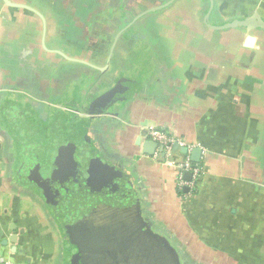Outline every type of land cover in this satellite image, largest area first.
<instances>
[{
    "label": "crops",
    "instance_id": "1",
    "mask_svg": "<svg viewBox=\"0 0 264 264\" xmlns=\"http://www.w3.org/2000/svg\"><path fill=\"white\" fill-rule=\"evenodd\" d=\"M166 1L0 0L1 256L69 264L61 216L108 163L178 250L224 240L230 263L264 264V29L210 27L209 0H174L167 23L144 15ZM255 13L264 20V0H214L209 21ZM150 128L186 146L146 153ZM186 157L203 170L195 187L179 185Z\"/></svg>",
    "mask_w": 264,
    "mask_h": 264
},
{
    "label": "water",
    "instance_id": "2",
    "mask_svg": "<svg viewBox=\"0 0 264 264\" xmlns=\"http://www.w3.org/2000/svg\"><path fill=\"white\" fill-rule=\"evenodd\" d=\"M173 1L168 0L151 7L144 15L163 9ZM213 8L214 0H209L205 19L214 29L238 26H245L249 30L264 29V20L256 13L246 19L213 25L209 21ZM256 41L257 37L250 34L245 45L253 47ZM158 147L154 140L144 142L146 153L154 154ZM174 148H178L177 143ZM159 150L165 155L163 145H160ZM183 151L186 152L187 147ZM200 153L199 148L194 149V161L199 160ZM101 168L103 172L95 170L97 179L84 186L69 207L68 201L61 200L62 209L68 207L69 210L61 216V222L67 229L75 221L82 239L69 238L72 261L76 264H183L178 249L166 236L155 231L145 219L131 175L108 163L102 164ZM186 177L190 178L191 172H187ZM84 252L86 256L82 257Z\"/></svg>",
    "mask_w": 264,
    "mask_h": 264
},
{
    "label": "rangeland",
    "instance_id": "3",
    "mask_svg": "<svg viewBox=\"0 0 264 264\" xmlns=\"http://www.w3.org/2000/svg\"><path fill=\"white\" fill-rule=\"evenodd\" d=\"M136 3H132L133 7H134V4ZM149 5L151 6L154 4H149ZM150 6L147 5V8ZM186 6L187 8L189 7L190 9V6L188 4H186ZM138 8L139 7L137 6L136 9L138 10ZM165 8L160 9L158 11H154V12L156 13V12L163 11L162 14H164V21H166L167 23L168 19H172V16L168 15L170 12L166 10ZM154 12H151V13H154ZM152 16L155 18V20L152 19V21H154L155 24H158V28L161 29L162 28L161 15L154 14ZM138 19H135L132 22L136 23ZM48 143L49 142H47V144H44L43 142L40 143L41 152L43 151L42 147L45 145H48ZM79 148H81V144H79ZM78 154L79 153H77L76 155ZM35 160L36 158H34V161ZM31 161H33V159H31ZM223 241L224 240H174L176 245L179 247V250L181 251V255H182L181 259H182L183 264H232L229 261V258H228L229 256H227V254L228 255L230 254L229 248L223 245L224 244ZM221 248L223 250L226 249L227 252L226 253L219 252L218 250H221Z\"/></svg>",
    "mask_w": 264,
    "mask_h": 264
},
{
    "label": "built area",
    "instance_id": "4",
    "mask_svg": "<svg viewBox=\"0 0 264 264\" xmlns=\"http://www.w3.org/2000/svg\"><path fill=\"white\" fill-rule=\"evenodd\" d=\"M147 137L151 140H154L158 143V146L160 145L164 146L165 155L170 152L172 147L175 143L178 144V146H186L185 142L181 139L176 138L171 133L158 129V128H150L147 131ZM156 150V155L160 154V150ZM162 153V152H161ZM179 168V176H180V187H182L183 184H190L192 187H195L197 180L200 179L203 170L199 165H195L192 163L191 159L189 157H186L183 161H181L178 164ZM190 171L192 173L193 180L191 182H185L182 180V176L185 172ZM182 180V181H181ZM0 264H15L13 260H11L9 257L1 256L0 255Z\"/></svg>",
    "mask_w": 264,
    "mask_h": 264
},
{
    "label": "flooded vegetation",
    "instance_id": "5",
    "mask_svg": "<svg viewBox=\"0 0 264 264\" xmlns=\"http://www.w3.org/2000/svg\"><path fill=\"white\" fill-rule=\"evenodd\" d=\"M67 230H68V232H67ZM78 230H79V226H77L76 222L74 221L72 223L71 227H69V228L66 229V233L69 234L68 235V239L70 238L71 240H82L81 239V236L78 233ZM174 247H176V246H174ZM178 252H179V250H178ZM83 256L84 257L86 256V253L85 252L82 253V257ZM69 264H76V263H75V261L73 262L72 259H71V262Z\"/></svg>",
    "mask_w": 264,
    "mask_h": 264
},
{
    "label": "trees",
    "instance_id": "6",
    "mask_svg": "<svg viewBox=\"0 0 264 264\" xmlns=\"http://www.w3.org/2000/svg\"><path fill=\"white\" fill-rule=\"evenodd\" d=\"M65 150V149H64ZM67 151H69L68 149H66ZM59 163V162H58ZM60 164V163H59ZM56 167L58 168V167H60V168H62V167H65L64 169H62L63 171H65V172H67V173H73L74 171H79L80 169L79 168H77L74 164H71L70 166L69 165H67L66 163H63L62 164V166L61 165H56ZM57 168H55V169H57ZM75 173V172H74ZM67 177L69 178V179H72L73 177L75 178V175L74 174H69V175H67ZM71 185H70V187H75V184H76V182H74V183H70ZM68 186H69V183H68Z\"/></svg>",
    "mask_w": 264,
    "mask_h": 264
}]
</instances>
